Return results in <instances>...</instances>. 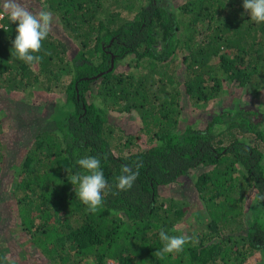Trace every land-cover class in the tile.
Wrapping results in <instances>:
<instances>
[{"label": "trees", "instance_id": "1", "mask_svg": "<svg viewBox=\"0 0 264 264\" xmlns=\"http://www.w3.org/2000/svg\"><path fill=\"white\" fill-rule=\"evenodd\" d=\"M239 2L37 0L53 22L37 53L42 59L31 65L10 54L16 24L0 20V93L64 92L47 103L23 155L9 165L18 224L40 264H254L256 252L264 258V201L251 199L264 193V150L252 142L264 144V101L235 98L210 118L191 114L219 97L225 81L264 93V23H253ZM113 111L138 115V134L127 137L144 133L145 147L122 151L112 143ZM3 125L0 108V168ZM84 156L101 158L113 186L95 214L68 181ZM136 162L142 167L133 187L117 192L121 167L136 171ZM187 174L207 214L193 233L180 226L186 202L160 196V186ZM161 228L194 242L161 259L154 254Z\"/></svg>", "mask_w": 264, "mask_h": 264}, {"label": "rangeland", "instance_id": "2", "mask_svg": "<svg viewBox=\"0 0 264 264\" xmlns=\"http://www.w3.org/2000/svg\"><path fill=\"white\" fill-rule=\"evenodd\" d=\"M173 1L179 3L181 0ZM242 2L243 0H240L239 4L242 5ZM21 3L30 11H39L36 5L37 0H21ZM53 31L55 34L62 35L57 24L54 25ZM69 45H73V43L71 42ZM73 51L74 47L70 46L69 53L73 54ZM180 56L181 52L178 53V57ZM63 76H66L65 73H63ZM224 86L225 89L219 97L209 100L200 108L194 107L191 114L196 113V116H200L201 118H210L214 110L217 111L231 105L235 98L241 100V102L245 104L250 105L251 103L256 106L261 105L264 101V93L261 91L255 92L249 87H239L234 84V82L227 83L225 81ZM57 89H59V87L44 94L36 90L29 95L9 93L6 96L4 93H0V108L3 112L4 120L2 140L5 142L4 150L6 149L4 151L5 163L4 166L0 168V264H3V258L5 256L11 257L15 261V264H40L41 262V258L38 254L31 255L32 253H30L29 248H27V234L25 235L23 233L18 224L15 199L12 197L15 171L9 169V165L12 163L11 160L17 153L23 155V150L29 143V140H31L33 132L35 131L33 123L39 120L40 114L43 113L47 103L55 100V95H64V92ZM20 100H24L26 106ZM183 104L189 108L192 107L191 101H185V98ZM188 110L189 109H186L185 111ZM188 115L185 114L184 116ZM110 122H112L113 125L112 143L118 142L123 148L122 151H135L147 145V137L144 133H140L137 139L134 137L133 139L127 137L131 134H138L137 132L141 122L138 115H135V113L122 115L113 111ZM128 138V144L126 146L123 145ZM252 142L258 143L264 150V144L259 139L252 140ZM114 150L118 151L115 146ZM197 170V168L191 169L190 173ZM197 195L190 174L182 177L180 183L160 186L161 197H174L181 200V203L184 201L186 202L183 205L186 210L185 219L180 225L183 231H190L193 233L205 226L204 221L207 219V214H205V210L201 206L202 204ZM199 214L203 221L199 220ZM251 262L254 264H264V258H262L259 252H256L251 256Z\"/></svg>", "mask_w": 264, "mask_h": 264}, {"label": "clouds", "instance_id": "3", "mask_svg": "<svg viewBox=\"0 0 264 264\" xmlns=\"http://www.w3.org/2000/svg\"><path fill=\"white\" fill-rule=\"evenodd\" d=\"M242 7L249 19L255 24L264 23V0H243ZM7 18L9 22L16 24L15 38L12 40L10 54L26 64L39 62L42 58L37 55L42 48V42L52 30L53 15L47 9L30 11L21 0H0V20ZM0 25V29H3ZM107 157L105 156L104 159ZM79 171L72 174L68 181L72 184L75 197L85 206L86 212L95 214L103 204L104 193L111 191L101 168V158L98 156H84L75 161ZM142 167L140 162L135 163L136 171L132 167L122 166L120 174L115 178L114 187L119 191H128L138 176V169ZM251 199L255 203L264 201V193L257 190ZM159 240L162 247L154 254L163 259L169 254L182 252L186 245L194 242V237L179 234L172 235L161 228ZM3 264H15V261L5 256Z\"/></svg>", "mask_w": 264, "mask_h": 264}, {"label": "built area", "instance_id": "4", "mask_svg": "<svg viewBox=\"0 0 264 264\" xmlns=\"http://www.w3.org/2000/svg\"><path fill=\"white\" fill-rule=\"evenodd\" d=\"M0 25H1V23H0ZM92 264H97V263H92ZM104 264H119V263L116 260L109 258L106 260V262Z\"/></svg>", "mask_w": 264, "mask_h": 264}, {"label": "water", "instance_id": "5", "mask_svg": "<svg viewBox=\"0 0 264 264\" xmlns=\"http://www.w3.org/2000/svg\"><path fill=\"white\" fill-rule=\"evenodd\" d=\"M112 66H113V61L111 60L110 65H109V67L107 68V70H110V69L112 68Z\"/></svg>", "mask_w": 264, "mask_h": 264}]
</instances>
